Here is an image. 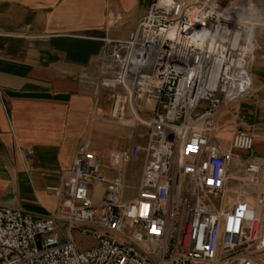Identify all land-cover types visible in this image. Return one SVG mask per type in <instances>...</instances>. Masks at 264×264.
Listing matches in <instances>:
<instances>
[{"label":"built area","instance_id":"1","mask_svg":"<svg viewBox=\"0 0 264 264\" xmlns=\"http://www.w3.org/2000/svg\"><path fill=\"white\" fill-rule=\"evenodd\" d=\"M262 23L253 0H152L126 38L105 39L86 76L111 121L146 128L144 143L113 153V175L82 143L51 188L55 214L0 206V264H264L254 136L239 127L225 147L216 122L254 97ZM141 159L127 198V167ZM76 232L94 244L80 249Z\"/></svg>","mask_w":264,"mask_h":264},{"label":"crops","instance_id":"2","mask_svg":"<svg viewBox=\"0 0 264 264\" xmlns=\"http://www.w3.org/2000/svg\"><path fill=\"white\" fill-rule=\"evenodd\" d=\"M151 1L0 0V206L55 214L59 198L51 188L61 184L82 143L102 159L105 175L118 171L113 153L144 143L138 133L128 147L111 139L120 132L95 120L99 111L111 121L86 75L103 41L126 38ZM253 1L263 22L253 36L250 72L256 93L222 108L216 122L219 128L252 133L264 179V0ZM131 169L138 173L127 167L128 186ZM141 169L142 164L139 178ZM101 192L97 187L95 201Z\"/></svg>","mask_w":264,"mask_h":264},{"label":"rangeland","instance_id":"3","mask_svg":"<svg viewBox=\"0 0 264 264\" xmlns=\"http://www.w3.org/2000/svg\"><path fill=\"white\" fill-rule=\"evenodd\" d=\"M261 27L262 26H254V35L256 34L257 31H260ZM116 28L117 27L111 28V30H116ZM256 28L259 30H257ZM252 79L254 80L253 76H252ZM253 85H254V82H253ZM254 89H255V93H256L255 85H254ZM255 93H254V95H255ZM230 105L231 104L225 105V106H223V108H230L229 107ZM226 106H228V107H226ZM95 120L102 122L103 126H109L110 129H113L116 131L119 130L120 135L114 136V138H111V139H113V141H117V140L123 141L125 143L126 147L130 146L135 139L134 137H131V135H134V134L136 135L139 132H145L146 131V128L144 126L132 127L129 125H120V124L111 122L108 120L106 115H103L99 111H96ZM225 127H223V126L221 128L218 127V129H219V132H218L219 135L218 136L220 138L219 141L221 142V144H223L224 146H227L228 145V139L230 140L229 136L232 134L233 130L229 131L227 129H224ZM226 141H227V143H226ZM100 146H102V145H100ZM254 155H255V153H254ZM141 164H142V161H138V162H132L129 165V167L131 166V168L135 167L136 169H138V173L135 174V172H133V169H131V171H129V173H128V176L130 175V177L132 179L130 181L129 187L125 191L127 198H131V197H134L136 195V190H137L138 180H139V168H140ZM261 180L263 183L262 187L264 188V179L261 178ZM75 237L77 239V242L79 243L80 249H86V248H89L90 246L93 245V240L90 237H84V236L80 235L78 232L75 233Z\"/></svg>","mask_w":264,"mask_h":264}]
</instances>
